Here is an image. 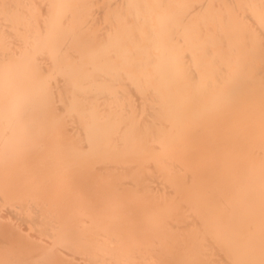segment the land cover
I'll return each mask as SVG.
<instances>
[{
    "label": "bare ground",
    "instance_id": "bare-ground-1",
    "mask_svg": "<svg viewBox=\"0 0 264 264\" xmlns=\"http://www.w3.org/2000/svg\"><path fill=\"white\" fill-rule=\"evenodd\" d=\"M0 264H264V0H0Z\"/></svg>",
    "mask_w": 264,
    "mask_h": 264
}]
</instances>
